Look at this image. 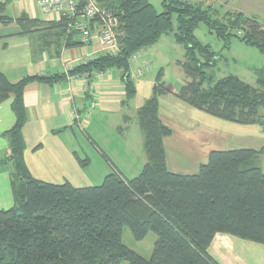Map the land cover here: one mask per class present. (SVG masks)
<instances>
[{
  "label": "trees",
  "instance_id": "1",
  "mask_svg": "<svg viewBox=\"0 0 264 264\" xmlns=\"http://www.w3.org/2000/svg\"><path fill=\"white\" fill-rule=\"evenodd\" d=\"M98 1L117 17L118 51L98 53L72 67L67 75L115 68L120 71L125 96L131 97L135 85L129 77V57L156 43L162 34L171 33L184 46V60L179 65L189 79L175 95L212 116L259 124L264 129V114L260 113L264 75L257 76L253 85L227 74L203 87L207 78L212 82L205 70L214 52L194 34L197 23L204 22L226 42L234 34L264 53V22L241 12L211 15L213 9L185 0H162V12L148 0ZM3 8L0 3V22L6 23L11 18L3 14ZM31 21L28 31L32 27L34 31L51 30L47 35L58 44L61 38L65 46L80 42L74 39L76 32L67 33L68 19L64 17L49 22L48 28H41L37 19ZM94 21L88 24L92 26ZM63 77L32 75L11 83L0 72V102L12 96L15 115L12 127L2 132L10 153L0 158V166L11 164L15 171L10 182L14 203L0 209V264H119L121 260L128 264H218L207 251L216 233L264 245L262 149L212 150L195 174L169 171L163 138L170 129L159 119L157 101L169 90L159 78L137 110L146 155L137 176L127 179L114 169L99 185L75 187L29 175L23 162L22 88L32 79L50 83ZM123 226H128L135 240L149 231L156 235L150 258L122 243Z\"/></svg>",
  "mask_w": 264,
  "mask_h": 264
},
{
  "label": "crops",
  "instance_id": "2",
  "mask_svg": "<svg viewBox=\"0 0 264 264\" xmlns=\"http://www.w3.org/2000/svg\"><path fill=\"white\" fill-rule=\"evenodd\" d=\"M0 3H4L3 14L11 18L9 22H0V72L5 78L17 83L32 75L64 76L50 83L32 79L22 88L23 162L29 175L55 184L69 182L75 187L99 185L114 169L127 179L137 176L146 161L137 110L151 95L158 78L155 82L136 79L140 75L138 64H134V77L130 71L129 77L134 81L135 92L127 98L120 71L108 69L90 79L95 86V106L91 108L84 80L67 72L102 53L98 46L83 45L78 35L74 39L80 44L65 46L62 38L58 44L47 35L51 30L34 31L32 27L28 31L33 19L41 21V28H48L49 22L59 19L54 14L40 13L36 0H0ZM92 26L96 27L95 22ZM165 86L169 93L159 95L157 101L159 119L170 129V134L163 138L169 171L195 174L212 150L254 148L262 149L259 165L264 173L261 125L239 124L212 116L183 102L175 95L177 91ZM12 100L10 96L0 102V158L10 153L2 132L15 121ZM131 122L137 125L134 136L129 130ZM14 171L11 164L0 166V209L14 203L10 185ZM207 251L218 264H264L263 244L225 233H216Z\"/></svg>",
  "mask_w": 264,
  "mask_h": 264
},
{
  "label": "rangeland",
  "instance_id": "3",
  "mask_svg": "<svg viewBox=\"0 0 264 264\" xmlns=\"http://www.w3.org/2000/svg\"><path fill=\"white\" fill-rule=\"evenodd\" d=\"M157 12H162V0H148ZM190 4L198 5L203 9H213L214 12H241L246 17L254 18L258 22H264V0H185ZM215 9V11H214ZM173 27L175 25L174 18ZM175 28V27H174ZM235 32V31H234ZM196 38L202 43L209 45L214 52L212 63L206 68V74L211 77L212 82L207 78L203 87H207L216 79L234 74L243 81L255 85L257 76L264 75V53L253 45H248L232 34L226 39L216 35L204 22H198L194 28ZM184 60V46L176 42L171 33L162 34L156 43L141 49L137 55L138 65L143 69L142 75L136 77L142 81L158 80L165 85L171 86L178 91L181 85L189 80L183 73L179 61ZM137 65V66H138ZM134 63L130 61L129 71L134 77ZM264 90V88H263ZM152 92V89H151ZM167 94V93H165ZM162 95V94H161ZM130 111L133 109L130 108ZM264 114V108L260 109ZM130 132L134 136L137 125L130 123ZM140 146V145H139ZM9 208V207H8ZM5 209V208H2ZM156 235L149 231L143 239L135 240L132 237L128 226H123L121 240L122 243L138 253L144 258H150ZM119 264H128L126 260H121Z\"/></svg>",
  "mask_w": 264,
  "mask_h": 264
},
{
  "label": "built area",
  "instance_id": "4",
  "mask_svg": "<svg viewBox=\"0 0 264 264\" xmlns=\"http://www.w3.org/2000/svg\"><path fill=\"white\" fill-rule=\"evenodd\" d=\"M36 4L42 14H54L58 18L68 19L67 33L76 32L83 45L95 43L102 53L115 54L118 51L117 17L101 7L98 0H36ZM84 19L95 20L96 27H90ZM137 52L129 57V62L132 61L135 65L138 64ZM141 73L142 69L137 66V74L141 75ZM102 74L103 72L97 71L80 74V78L84 80V90L91 100V108L95 106V86L90 79Z\"/></svg>",
  "mask_w": 264,
  "mask_h": 264
}]
</instances>
